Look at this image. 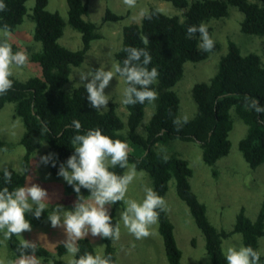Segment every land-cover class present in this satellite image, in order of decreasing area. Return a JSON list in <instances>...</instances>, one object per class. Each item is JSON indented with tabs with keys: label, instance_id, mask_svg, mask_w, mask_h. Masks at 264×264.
<instances>
[{
	"label": "trees",
	"instance_id": "1",
	"mask_svg": "<svg viewBox=\"0 0 264 264\" xmlns=\"http://www.w3.org/2000/svg\"><path fill=\"white\" fill-rule=\"evenodd\" d=\"M27 1L3 0L7 10L0 12V28L7 24L14 31L27 15L35 22L33 36L41 42L42 50L32 52L30 58L40 65L42 75L31 76L26 80L12 75V88L0 95V109L7 103L15 104V116L20 117L25 126L20 143L26 149L23 173L12 167H4L12 172L10 184L5 185L3 168H0V189L7 186L12 190L25 185L31 156L44 142L49 145L56 163V167L49 163L50 173L60 178L57 174L60 164L65 163L75 151L71 138L77 133L72 127V121L79 120L82 126L80 134L100 128L104 135L113 140L126 142L129 163L135 164L137 170H145L149 174L152 189L160 196L166 195L169 181L175 179L177 194L188 205L205 236L211 264H227L223 240L234 232L242 235L244 246H251L260 253L259 239L264 236V205L255 220L250 219L242 207L232 230L217 228L207 215L206 205L192 188L190 178L193 169L189 161L176 153L167 154L159 149V145H168L173 140L196 141L202 148L204 162L214 167L220 158L230 152L232 143L229 133L234 126V112L247 125L246 133L239 141L243 157L252 168L264 163V113H257L250 106L252 100H258V106L264 107V50L262 54H243L240 47L231 40L229 50L220 59L214 76L208 82H198L192 87V95L198 106L196 115L188 118L180 131H176L173 123L179 117L180 110V97L173 87L183 77L184 64L187 61L200 62L219 48L216 41L211 52L198 48L199 33L189 39L187 28L201 23L206 25L212 18L225 17L229 14V7L236 6L244 13L241 30L245 34L264 36V0H165L182 9V16L168 15L161 10L157 12L158 8L151 7L148 11L155 13L151 20L142 19L140 24L123 26L122 45L115 53L117 63L122 64L126 58L125 48H146L152 57L149 69L155 67L159 73L157 82L151 86L158 98L150 121L144 125V132L139 127L145 109L150 104L147 101L144 104L126 105L128 118L125 122L116 112L113 103L106 111L90 107L84 85L67 88L73 68L82 65L92 42L101 38L97 25L86 19L89 13L88 2L67 0L68 23L82 34L83 41L81 48L73 50L59 41L64 35L66 21L59 12L47 8L49 0H35L31 13H28ZM121 18L122 15L106 10L107 20ZM207 27L211 36L212 27ZM141 37L148 38L147 45L143 44ZM7 145L0 138V147ZM109 170L118 175L125 171L119 166H110ZM65 187L68 192L76 193L66 181ZM81 193L90 195L84 188H81ZM113 205L115 208L124 207L123 202ZM109 214L114 225L119 223L114 209ZM47 216L48 210L39 219L26 213V219L32 225L41 224ZM158 224L169 264H181L182 251L167 211L159 213ZM19 241L20 238L15 235L8 239L15 256H19ZM103 241L102 256H111L114 264H122L117 259L113 240L103 238ZM77 243L78 256L85 252L95 255L94 246L88 237ZM56 249L57 253L53 254L47 247L37 244L36 255L50 260L51 264H68L63 258L67 253L64 243H59ZM259 264H264L261 253Z\"/></svg>",
	"mask_w": 264,
	"mask_h": 264
},
{
	"label": "rangeland",
	"instance_id": "2",
	"mask_svg": "<svg viewBox=\"0 0 264 264\" xmlns=\"http://www.w3.org/2000/svg\"><path fill=\"white\" fill-rule=\"evenodd\" d=\"M88 2L89 13L86 19L93 21L101 34L92 42L91 48L85 55L82 65L74 67L71 73L68 89L83 85L80 80V72L89 69H97L101 65L105 70H110L117 63L116 51L122 45L123 26L127 24H140L142 19L132 20L131 17L138 15L141 8L149 10L156 7L168 15H181L183 10L175 7L171 2L165 0H137L136 8H128L123 0H85ZM192 1V0H191ZM35 0H28V13L32 12ZM51 11L59 12L66 21L64 35L60 43L70 49L76 50L82 47V34L68 23L67 0H49L48 7ZM122 15L119 20H107L106 10ZM244 13L236 6L229 7V14L222 18H212L206 25L212 27V39L219 44V48L209 54L208 58L194 63L187 61L184 64L183 77L174 85L173 89L180 97L179 117L192 118L196 115L198 106L192 95V87L198 82H208L217 72L222 56L229 50V42L234 41L243 54L256 52L262 54L264 50V36L245 34L241 30V21ZM35 22L27 15L24 21L11 31L10 43L13 52L25 51L29 61L23 68L13 67V75L21 80L31 76H41L42 70L37 62L31 60L32 52L42 50V44L34 39ZM90 79V78H89ZM127 83L118 74L110 81L105 89L109 96L107 109L111 103L115 104L116 112L127 122L128 109L122 103L123 92ZM155 103H150L145 109L142 125L139 127L144 132V125L151 119L155 109ZM15 104L7 103L0 109V138L8 145L0 147V168L12 167L19 172H24L23 159L26 149L20 143L25 131V126L20 117L15 116ZM101 109V111H106ZM234 126L229 133L232 146L227 156L220 158L214 167L207 165L202 157V148L196 141L185 142L173 140L168 145H159V149L167 154L176 153L187 159L193 169L190 178L192 188L207 208L210 221L219 229L230 231L234 228L236 216L242 207L245 208L247 216L255 220L264 205V163L257 168H252L247 163L239 149V141L245 135L247 125L233 112ZM51 154L49 145L44 142L36 150L30 159V166L24 186L37 184L48 193V213L56 205H63L65 210H74V203L78 198L77 193L66 190L65 180L55 178L50 173V165L41 163V157ZM130 165L132 163H129ZM137 170V169H136ZM69 171H71L69 169ZM145 187L152 188V179L145 170H137V176L129 185L127 198L142 202ZM84 197L88 195L82 194ZM168 206V215L174 224L177 243L182 251L181 264H211L210 256L206 250V239L203 232L197 226L188 205L179 197L176 189L175 179L169 181V189L163 197ZM109 212L114 209L115 215L120 223V238L113 240L117 259L122 264H169L165 252L164 241L159 232L158 222L151 226V235L147 238L137 240L131 235L120 221V213L125 207H114L106 205ZM25 240L47 247L51 253H57V245L64 243L66 233L62 227L53 228L47 218L39 225L31 224V231L22 233ZM94 246L95 254L103 255L104 241L102 237L87 236ZM244 246L242 235L238 232L232 233L223 240L224 252L228 247ZM259 251L264 256V236L259 239ZM42 264H51L50 260L43 257ZM15 256L0 233V261L10 264L15 261ZM65 261L72 257L66 253L63 255Z\"/></svg>",
	"mask_w": 264,
	"mask_h": 264
},
{
	"label": "clouds",
	"instance_id": "3",
	"mask_svg": "<svg viewBox=\"0 0 264 264\" xmlns=\"http://www.w3.org/2000/svg\"><path fill=\"white\" fill-rule=\"evenodd\" d=\"M123 4L128 8H136L137 0H123ZM6 10V4L0 0V12ZM154 14L141 8L138 15L131 19L151 20ZM197 33L200 38L198 48L211 52L215 42L208 32L207 25L201 23L187 28V38L191 39ZM10 39L11 28L4 24L0 28V95L6 94L13 86L10 79L13 67L23 68L29 61L25 51L13 52ZM141 39L143 44H148L147 37ZM124 51L127 56L122 64L116 63L110 70H105L101 65L97 69H89L79 74L90 107L97 111L107 109L109 96L105 94V89L117 74L123 77L128 85L123 92V104H144L146 101L153 103L158 98L151 86L157 82L159 73L157 68L148 67L152 61L150 53L146 48L137 47H127ZM250 106L257 113H264V107L258 106V100H252ZM187 122L186 115L175 118L173 123L176 125V131H180ZM72 127L77 133L71 138L75 151L65 163L60 164L57 174L73 186L78 198L74 203V210H65L63 205H56L48 213V220L53 228L62 227L66 233L64 248L72 257L68 264H114L111 256L94 255L90 252L78 256L77 242L89 234L92 237L119 240L120 223L115 225L112 223L106 205L123 202L125 207L120 213V221L137 240L151 235V226L158 222L160 212L168 211V206L165 199L151 187H145L142 202L127 198L129 185L136 178L137 170L135 164H129L126 142L113 140L104 135L100 128L80 134L82 126L79 120H73ZM41 163L45 165L51 163L52 167H56L54 154L41 157ZM110 166L113 168L119 166L125 171L118 175L109 170ZM2 171L5 185L10 184L12 172L8 168H3ZM81 188L87 189L90 195L87 197L81 195ZM48 208V193L37 184L19 186L12 190L7 186L0 189V233L5 240L11 239L13 235L20 238L17 248L19 256L10 264H42V258L36 255L37 244L25 240L22 233L31 231V223L26 219V213L39 219ZM224 255L227 264L260 262V253L251 246L228 247ZM0 264L4 262L0 261Z\"/></svg>",
	"mask_w": 264,
	"mask_h": 264
}]
</instances>
